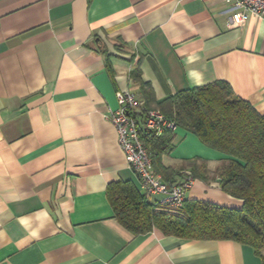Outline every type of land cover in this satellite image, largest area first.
<instances>
[{"label":"crops","instance_id":"0c3cea01","mask_svg":"<svg viewBox=\"0 0 264 264\" xmlns=\"http://www.w3.org/2000/svg\"><path fill=\"white\" fill-rule=\"evenodd\" d=\"M226 0H0V264H264L232 241L135 235L115 218L109 184L146 195L108 114L117 93L149 97L224 81L264 115V19L228 27ZM145 104V103H144ZM145 106V105H144ZM151 109L157 110L155 104ZM159 111V110H157ZM162 164L222 155L178 127ZM186 200L233 209L218 181Z\"/></svg>","mask_w":264,"mask_h":264},{"label":"trees","instance_id":"16d2710c","mask_svg":"<svg viewBox=\"0 0 264 264\" xmlns=\"http://www.w3.org/2000/svg\"><path fill=\"white\" fill-rule=\"evenodd\" d=\"M131 79L149 90L144 92L146 111L155 104L166 119L222 155L214 170L206 160H191L187 163L189 176L206 183L218 181L223 192L243 201V207L186 200L181 209L168 212L156 208L133 183L116 182L107 188L116 220L135 235L159 230L188 240L232 241L250 246L260 255L264 250V115L224 81L181 91L157 103L149 97L153 91L142 80L140 63L133 68ZM174 137L171 130L159 136L141 131L155 171L169 184L187 176L162 164Z\"/></svg>","mask_w":264,"mask_h":264},{"label":"built area","instance_id":"2783aa9c","mask_svg":"<svg viewBox=\"0 0 264 264\" xmlns=\"http://www.w3.org/2000/svg\"><path fill=\"white\" fill-rule=\"evenodd\" d=\"M205 1V0H201ZM231 6L229 28L244 25L251 17L264 19V0H226ZM118 109L108 114V120L116 128L119 144L128 163L138 176L146 195L157 197L156 208L168 212L181 209L186 194L192 188L194 179L187 175L169 184L155 171L149 149L141 138L143 129L158 136L165 130L176 131L177 125L157 110L144 109V102L129 90L117 93Z\"/></svg>","mask_w":264,"mask_h":264},{"label":"rangeland","instance_id":"374dc122","mask_svg":"<svg viewBox=\"0 0 264 264\" xmlns=\"http://www.w3.org/2000/svg\"><path fill=\"white\" fill-rule=\"evenodd\" d=\"M194 185V184H193ZM193 187V186H192ZM192 189V188H191Z\"/></svg>","mask_w":264,"mask_h":264}]
</instances>
